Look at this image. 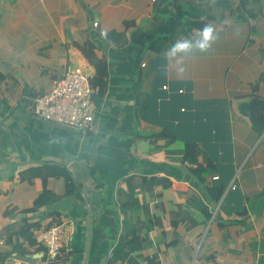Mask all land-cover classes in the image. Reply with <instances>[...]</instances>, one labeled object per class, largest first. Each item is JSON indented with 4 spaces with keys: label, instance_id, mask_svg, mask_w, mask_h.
<instances>
[{
    "label": "crops",
    "instance_id": "0c3cea01",
    "mask_svg": "<svg viewBox=\"0 0 264 264\" xmlns=\"http://www.w3.org/2000/svg\"><path fill=\"white\" fill-rule=\"evenodd\" d=\"M189 10L212 17L216 39L201 52L194 28L193 47L166 58ZM102 31L119 34L110 44ZM87 42L106 74L93 128L81 135L38 117L33 98L69 59L95 75L78 48ZM0 72V231L21 221L32 232L38 244L26 245L35 251L24 260L45 264L42 233L64 222L72 232L55 262L106 264L127 221L146 234L142 255L157 252L160 264H264V0H0ZM165 130L174 135L169 158L155 147L164 139H143ZM186 142L199 146L195 162L180 155ZM47 163L67 170L75 190L65 194L63 176H47L54 200L4 214L32 205ZM196 165L214 172L201 182ZM152 177L171 182L174 202L155 194L162 185L149 187ZM216 181L225 189L211 202ZM191 194L210 216L185 210L196 205ZM184 212L196 225L178 219ZM8 249L0 238V252Z\"/></svg>",
    "mask_w": 264,
    "mask_h": 264
},
{
    "label": "trees",
    "instance_id": "16d2710c",
    "mask_svg": "<svg viewBox=\"0 0 264 264\" xmlns=\"http://www.w3.org/2000/svg\"><path fill=\"white\" fill-rule=\"evenodd\" d=\"M211 18H212L211 16H208L205 13H202V12L196 13L193 10H189L183 16L182 25L180 29L181 33L179 35H190L192 29L194 28L203 29L206 25L210 24L209 20ZM116 33L117 32L115 31L107 32V40L109 41L111 40V37H114L115 35L119 34V33L117 34ZM95 46L96 45L93 42H87L82 45L78 44V48L81 50L83 55L88 59V61L94 65L95 70H96L95 75L93 77H90L91 85L97 88L96 93L94 95V100L96 102L98 100L96 97L101 96L103 93V87H104L103 77L106 74V64L104 60L93 58L95 56V52H94ZM4 78H5L4 73L0 72V80ZM152 135H156L157 137H159V139H164L163 142L160 141L161 142L160 145H156L155 147L162 148L159 150H165L167 152V157L168 156L171 157L172 153L169 151V149L167 150L165 147L168 146L174 140V135L171 132L166 131V130L164 132H161L160 134L145 135L143 139H146L149 146L152 145L151 143ZM166 137L167 139H165ZM199 152H200V149L196 143L186 142L185 149L180 155L181 157L186 158L188 154L190 153L188 157L195 162L197 154H199ZM47 166H48L47 167L48 172H46L45 174H42L41 176L43 180V188L41 192L34 198L32 205L29 207L21 208L19 210L16 209L17 207H14V206L8 207L7 209H5L4 214L9 213L14 210H17L22 214L35 212L42 205L54 200L57 197V195L53 193L49 188L46 187L45 180L47 176L57 175V174H60L61 176H63L65 180V194H70L71 192L75 190L76 186L74 184V180L67 170H64L63 167L55 163H47ZM34 169L36 168H31L29 170L31 172V177L39 175V172L35 171ZM193 170L196 174V178H198L201 182L204 180V177L207 174H211L214 172L211 166L202 167V166L196 165V167H194ZM147 182H150V185H148L149 187L153 186L155 182L156 184H161L162 189L155 194L157 196H161L164 200L169 201L170 199L171 200L173 199V202L175 201V189H173V187L171 186L170 181H167V180L164 181L158 177H152L151 179L149 178ZM152 189L153 187L148 188V190H152ZM224 189H225V184H222L217 181L214 182L209 187V191H210L209 197L211 199V202H218L224 192ZM188 200L193 201L196 204L194 205L195 207L193 208V210H190L191 208L185 209L191 214V216H192V213L195 211H201L207 217L210 216L209 208L206 205H204L196 195L191 194ZM161 202H162V199L159 205L162 204ZM135 206L136 208H138L137 207L138 205H135ZM188 206L189 205L186 204L185 207L188 208ZM120 209L123 210L124 207L121 205ZM144 209L148 211L146 207H144ZM173 213L175 212L169 213V216H171V221L173 225L172 228L175 230L178 224V221L175 220V217H178V216L177 214L175 215ZM148 215H149L148 217H157V220H159V217L156 214L149 213L148 211ZM191 216L184 212L183 214H180V217L178 219H187L189 222L192 221L190 222V224L196 225V222H194V220L191 219L192 218ZM126 222L127 221L125 222L123 221L124 233L122 236H120L118 242L115 244L114 249H113L114 252L112 256L107 259L106 264H116L119 261L121 262L129 261L132 264H160V259L158 257L157 252L150 251L148 255L146 256L142 255V243L144 239L146 238V234L140 235L139 233H137V232H140V230L137 229L136 226L131 225L130 227H127ZM50 226H48L47 228H49ZM144 228H147V231H145L147 233L148 230L150 229V225H147V226L144 225ZM128 233L130 234L127 235ZM0 238H2L3 242L9 246V249L5 253L0 252V264H3L10 257H18V258L24 259L27 253H32L33 251H35V250L31 251L27 249L26 247L29 245L33 246V245L38 244L32 232L22 227L21 221L5 225L0 231ZM169 244H172V242L168 243V245ZM141 255H142V259L141 261H138L136 258H138ZM52 264H66V263L65 261L64 262L62 261V262H54Z\"/></svg>",
    "mask_w": 264,
    "mask_h": 264
},
{
    "label": "built area",
    "instance_id": "2783aa9c",
    "mask_svg": "<svg viewBox=\"0 0 264 264\" xmlns=\"http://www.w3.org/2000/svg\"><path fill=\"white\" fill-rule=\"evenodd\" d=\"M96 24L97 22H94V25ZM176 41H190V35H179ZM96 90L90 83V74L86 68L69 59L63 75L52 81L50 89L34 96V113L45 121L65 125L76 133L86 135L93 128L95 120ZM213 178L217 176L214 175ZM230 187L234 188V185ZM71 232L72 223L64 222L52 224L43 231L42 240L46 245L45 264H52L58 259L61 248ZM3 264L37 263L10 257Z\"/></svg>",
    "mask_w": 264,
    "mask_h": 264
},
{
    "label": "clouds",
    "instance_id": "9594fccd",
    "mask_svg": "<svg viewBox=\"0 0 264 264\" xmlns=\"http://www.w3.org/2000/svg\"><path fill=\"white\" fill-rule=\"evenodd\" d=\"M216 31V29L213 27L212 24L206 25L201 31V39L197 41L196 47L200 49L201 52H208L210 49V41H213L216 39L214 37L213 33ZM101 36L104 37L105 40H107V32L102 31ZM110 44H112V41H109ZM193 47L192 43L190 41H176L173 43L169 50L165 53L166 58L175 56L177 52H187Z\"/></svg>",
    "mask_w": 264,
    "mask_h": 264
},
{
    "label": "rangeland",
    "instance_id": "374dc122",
    "mask_svg": "<svg viewBox=\"0 0 264 264\" xmlns=\"http://www.w3.org/2000/svg\"><path fill=\"white\" fill-rule=\"evenodd\" d=\"M55 224V223H54ZM44 262V261H43ZM42 263V262H41Z\"/></svg>",
    "mask_w": 264,
    "mask_h": 264
}]
</instances>
